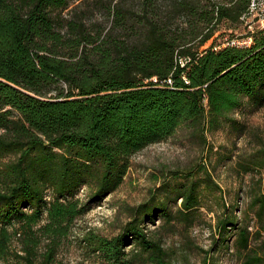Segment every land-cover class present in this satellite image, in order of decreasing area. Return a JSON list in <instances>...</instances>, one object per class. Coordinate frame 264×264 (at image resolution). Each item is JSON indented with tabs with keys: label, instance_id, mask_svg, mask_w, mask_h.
<instances>
[{
	"label": "trees",
	"instance_id": "trees-1",
	"mask_svg": "<svg viewBox=\"0 0 264 264\" xmlns=\"http://www.w3.org/2000/svg\"><path fill=\"white\" fill-rule=\"evenodd\" d=\"M251 1L0 0V264H57L74 221L147 146L180 128L205 145L227 125L247 129L235 113L264 107V28L250 45L204 46L238 29ZM236 168L264 170V141ZM205 190L221 187L199 161L130 207L117 234L82 242L99 264H172L167 242L204 220ZM249 196L241 218L224 203L201 264H223L216 250L231 241L239 264H264V178Z\"/></svg>",
	"mask_w": 264,
	"mask_h": 264
},
{
	"label": "rangeland",
	"instance_id": "rangeland-1",
	"mask_svg": "<svg viewBox=\"0 0 264 264\" xmlns=\"http://www.w3.org/2000/svg\"><path fill=\"white\" fill-rule=\"evenodd\" d=\"M262 28L264 11L250 15L234 31L223 33L225 30L222 28L204 47L209 46L217 36L218 46L224 47L233 42L250 45L252 38L247 34ZM232 34L234 37H231ZM235 117L246 124V130L242 131L240 126L227 125L222 130L209 133L205 145L199 137L192 135L189 129L180 128L170 138L151 144L134 154L121 186L101 203L92 205L87 213L74 221L73 230L61 246L56 263L99 264L97 255L92 254L82 242L84 234L89 230L105 236L117 234L128 219L130 207L147 200L151 191L164 179L202 161L212 170L221 191L211 193L205 190L201 209L204 220L190 230V235L177 234L167 242L177 249V256L172 264H201L204 253L200 248L207 250L212 246L213 226L223 211L224 203L237 208V214L241 218L250 201V187L256 178H264V170L242 174L236 168L240 154H249L264 141V107L254 110L245 106L235 113ZM88 193L89 189L84 187L78 197L86 200ZM250 229L255 231L254 221ZM215 257L223 264H239L233 241L231 249H218Z\"/></svg>",
	"mask_w": 264,
	"mask_h": 264
},
{
	"label": "built area",
	"instance_id": "built-area-1",
	"mask_svg": "<svg viewBox=\"0 0 264 264\" xmlns=\"http://www.w3.org/2000/svg\"><path fill=\"white\" fill-rule=\"evenodd\" d=\"M260 11L262 12L264 11V0H252L250 7H249L248 14L252 15ZM233 44H236V43L233 42Z\"/></svg>",
	"mask_w": 264,
	"mask_h": 264
}]
</instances>
